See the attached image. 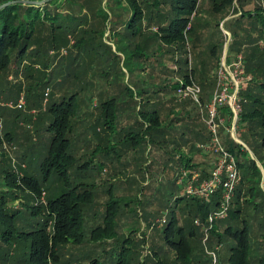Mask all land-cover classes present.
<instances>
[{
    "label": "rangeland",
    "instance_id": "1",
    "mask_svg": "<svg viewBox=\"0 0 264 264\" xmlns=\"http://www.w3.org/2000/svg\"><path fill=\"white\" fill-rule=\"evenodd\" d=\"M107 2L108 0H86L84 12L89 19L86 25L79 29L78 35L84 37L87 32L89 38L95 36L96 44L99 41L106 44L122 58L117 64L123 67L125 57L116 50L112 29L107 25L106 31L101 30L94 17L99 9H106ZM199 2V7L191 16L188 26L192 33L190 39L186 35L187 41L184 43L188 51L186 54L169 53L168 50L173 47L164 45L161 48L160 40L150 43L147 49L142 48V52L140 50L138 53L146 51L151 54L156 49L157 68L159 60L167 67L158 71L155 68L152 77L144 74L146 71L141 73V77L147 82L164 84L155 80L156 73L157 78H160L164 72L177 71L174 74L170 73L172 77H168L166 81L169 88L163 91V94L150 97V101L154 103L152 106H156L160 112V128H164L165 131L151 129L139 138L147 125L137 120L131 112L137 106L131 99L128 103L131 106L130 110L127 109V105L125 107L122 105L117 113L116 123L109 131L104 125H98L97 120L102 118L103 113L102 102L107 98L105 91L109 90L110 95L116 93L124 99L129 95L122 86H118L119 75L114 66L109 69V77L103 78L102 75L108 70L104 65L90 60L82 63L75 58L76 50L73 46L77 40L72 36L69 37L68 46L61 47L59 51L62 52L56 59L54 52L51 56L52 61L55 59L52 66L57 70L52 75L54 83L45 94L42 109L40 103H33L37 95L35 93L34 97L30 89L35 88V82L32 78L26 77L23 68L18 73L16 68L0 73V114L10 117L14 122L15 112L20 113V118L14 123L17 129V142L12 145L6 144L4 150L13 158L20 154L26 155L24 160L17 159L12 165L21 174L25 171L34 177L37 176L39 180L42 176L40 159L46 156L49 146V135L44 131L46 122L48 123L45 115L47 102L52 95L69 96L74 92L73 83L68 75L78 77V85L74 90H79L83 102L79 113L71 119L70 125L73 124L74 127L68 134L71 143L70 154L75 160L68 172L72 184L67 187L63 180L52 174L46 182L47 189L42 192L36 203L46 205L48 197H56L61 189L69 190L75 184H84L81 186L83 188L81 192L86 189L91 194L82 207L84 215L82 228L86 237L81 245L71 242L59 245L55 251L56 260H50L49 264H91L93 261L95 263L98 261L99 264H118L120 259L117 260L115 252L112 254L110 252L116 246L122 247V243L130 248L123 260L126 264H185L180 260L178 250L167 244L163 234L164 226L169 223L172 213L177 220L176 226L185 228L184 231L191 243L189 246L193 249L195 264H228L233 240L223 236L218 243L217 237L212 234L214 228L220 234L224 233L228 215L218 217L212 222L208 220L202 222L196 217L195 209L185 206V202L176 201L177 198L186 195L183 183L177 180L183 165L179 169L177 165L179 159L183 160L181 156L185 155L186 158H192L193 164L197 166L191 169L197 170L202 176L204 171L210 174L219 159V154L212 143L214 136L212 129H215L224 148L231 145L233 140L237 142L236 139L240 145L244 144L242 148L248 151L249 156L262 171L260 187L264 192V167L259 160L260 154L259 156L256 154L257 144L247 135V128L241 129L239 124L240 114L246 108V99L242 94L246 92L248 85L253 83L252 80L262 76L261 72L253 74L250 69L252 62L249 60V54L255 47L260 52L264 51V34L255 23V19L248 16L250 13L263 14L264 0L214 2L199 0ZM242 12H245V17H241ZM121 27L117 26L119 31ZM141 44H145L144 40ZM181 56L185 64L183 69L193 72L188 71L193 85L184 92L181 90L176 92L170 87L182 80L178 72L180 66L175 63ZM124 71L127 83L129 74L125 69ZM106 83H110L112 87L109 88ZM236 91V100L233 101ZM117 95L114 96L119 100ZM136 96L135 94L134 99L140 102ZM20 98L24 100V109L21 112L16 111L20 109L8 107L10 104H17ZM31 99L33 101H29ZM144 99L147 101L149 98ZM29 103L38 106L29 108ZM232 106L236 110L237 119H234ZM234 120L237 121L235 132L232 128ZM109 132L112 135L109 137L110 142L107 141ZM130 132L133 139L128 140ZM210 137L212 138L209 142L204 144L201 142ZM201 145H207L208 149L201 148ZM261 155L264 156V149ZM245 198L242 199V203ZM191 199L188 198L190 201ZM110 201H116L117 204ZM256 202L261 204V194ZM14 205L20 206V203L15 202ZM109 208L118 210L115 239L101 243L90 240V228L105 226L104 221L107 220ZM251 210L249 208L248 212H253ZM42 213L45 215V210ZM27 216L31 220L30 215ZM256 216L257 214L254 215ZM258 222L260 224L263 222L262 214L258 216ZM18 225V228L22 226ZM191 225L195 231L192 237L189 236ZM127 238L131 240L128 243L124 241ZM250 253L249 264H260V259L264 256V232L260 227L256 228L251 237ZM9 260L3 264H18L13 258Z\"/></svg>",
    "mask_w": 264,
    "mask_h": 264
},
{
    "label": "trees",
    "instance_id": "2",
    "mask_svg": "<svg viewBox=\"0 0 264 264\" xmlns=\"http://www.w3.org/2000/svg\"><path fill=\"white\" fill-rule=\"evenodd\" d=\"M11 1L18 0H0V6ZM85 3L86 0H52L43 5L17 3L0 9V73L8 72L13 68H16L18 73L23 68L26 77L32 78L35 82V88L30 89L34 97L35 93L37 95L33 103H40L42 109L45 94L54 83L52 75L57 70L52 65L57 55L62 52L59 51L61 47L68 46L69 37L72 36L77 40L73 46L76 50L75 58L82 63L90 60L104 65L108 70L102 75L103 78L109 77V69L114 66L119 75L118 86H122L129 95L127 99H124L116 93L110 95L109 90L105 91L107 98L102 102L103 113L102 118L97 120L98 125H104L109 131L116 123L117 113L122 105L123 107L127 105V109L130 110L131 106L128 103L131 99L137 105L131 112L137 120L147 125L139 138L151 129L165 131L164 128H160V112L156 106H152L154 103L150 101V97L163 94V91L169 88L166 81L168 77H172L170 73L174 74L177 71L164 72L160 78H157L156 73L155 80L162 81L164 84L147 82L143 80L141 73L146 71L147 73L144 74L152 77L153 71L157 68L155 60L158 52L154 49L151 54L146 51L138 53L142 48L147 49L150 43L160 40L161 48L164 45L173 47L168 50L169 53L186 54L188 52L184 45L187 41L186 35L190 39L189 36L192 33V29L188 30V26L191 16L199 7V0H108L106 9H99L94 17L101 30H105L107 25L112 29V36L116 40V50L125 57L123 67L117 64L118 61H122V58L106 44L100 41L96 44L95 36L89 38L87 32L84 37L78 35L79 29L86 25L89 19L84 12ZM241 17H245V12H242ZM248 17L255 19V23L264 34V13L253 15L250 13ZM117 26L122 29L119 28V31ZM142 40L145 44H141ZM53 52L55 59L52 61ZM249 55V60L252 62V66L249 67L253 74L261 72L262 76L252 80L253 83L248 85V89L242 94L246 99V108L240 114L239 124L241 129L247 128V135L251 136L253 142L257 144L256 154L257 156L260 154L259 160L264 167V156L261 155L264 149V51L260 52L255 47ZM175 63L180 66L178 72L182 80L176 82L170 89L184 92L193 85L189 74L192 71L183 69L185 64L182 56L179 60H175ZM160 68L167 67L159 60L157 71ZM124 69L129 74L127 83ZM68 77L73 83L74 92L69 96L52 95L47 102L45 115L48 123L46 122L44 131L49 135V146H47L46 156L40 159L41 180L37 176L34 177L22 171L18 162L22 174L12 165L17 159L24 160L26 155L20 154L13 158L4 150L6 144L12 145L17 142V129L14 123L20 118V113L15 112L14 122L10 120V117L0 114V264L9 262L10 258L15 259L18 264H49L50 260H56L55 251L59 245L69 242L81 245L85 240L86 235L82 228L84 226L82 207L88 195L91 194L86 189L81 192L83 189L81 186L84 184H75L69 190L63 188L56 197H48L46 205L37 204L42 192L47 189L46 182L52 174L63 180L67 187L72 184L68 172L75 160L70 154L71 143L68 134L74 127L73 124L70 125L71 119L79 113L83 99L80 97L79 90H74L78 85V77L70 76V74ZM106 86L112 87L110 83H106ZM135 94L136 98L141 100L140 102L134 99ZM114 95H117L119 100ZM145 97L149 99L145 101ZM34 106L38 105L29 103V108ZM16 111L21 112V110ZM30 120L32 121L31 117ZM129 134L128 140L133 139L132 132ZM111 136L110 134L108 138ZM211 138L203 139L201 142L207 143ZM134 139L138 140V138ZM107 141L110 142V138ZM242 147L234 140L231 145L225 147L237 161L240 181L235 190L224 233L220 234L216 228L212 231L218 243L223 236L233 240L230 245L228 264H249L251 237L256 228L260 227L264 232V192L260 187L263 174L249 156L248 151ZM181 157L184 161L178 160V169L181 165L197 168L192 158H186L185 155ZM203 173V177L209 176L205 171ZM259 194L262 196L261 204L256 202ZM218 197L219 194L209 202L192 199L190 201L186 196L179 197L176 201L185 202V206L195 209L196 217L205 222L209 215L218 209L220 199ZM244 198L245 206L242 203ZM15 202H19L20 206H15ZM110 202L117 204L116 201ZM249 208L253 212H248ZM116 209L107 210L104 227L90 228V240L101 243L115 239L118 211ZM43 210L46 212L45 215L42 213ZM27 214L30 215L31 220L28 219ZM256 214L257 216L254 217ZM261 214L263 222L260 224L258 216ZM176 221L172 213L169 223L163 229L165 240L172 248L178 250L180 260L185 264H195L193 249L189 246L191 243L184 231L185 228L176 226ZM18 224L22 226L18 228ZM189 228V236L192 237L195 233L194 226L191 225ZM124 241L128 243L131 240L127 238ZM122 244V247L116 246L110 252L111 254L115 252L117 260L120 259L118 264H126L123 260L128 255L129 247ZM97 262L93 261L91 264H99ZM260 264H264V256L260 259Z\"/></svg>",
    "mask_w": 264,
    "mask_h": 264
},
{
    "label": "built area",
    "instance_id": "3",
    "mask_svg": "<svg viewBox=\"0 0 264 264\" xmlns=\"http://www.w3.org/2000/svg\"><path fill=\"white\" fill-rule=\"evenodd\" d=\"M239 62L241 63V61ZM236 96L237 91L233 101L236 100ZM8 107L12 109H24L23 98H20L17 104H10ZM232 112L234 114V119H237V113L233 106ZM236 123L237 121L234 120L232 127L234 132L236 131ZM212 130L214 134L212 143L213 146H215L216 153L219 154V159L215 163L212 172L205 179L197 170L182 166L177 179L183 183V188L186 192L185 196L187 198L209 202L214 196L219 194V207L209 215L207 220L210 222L216 220L218 217L222 218L228 215L233 201L232 198L234 197L236 187L240 181V172L234 155L220 144L216 130ZM236 141L238 142L237 139ZM242 145L244 144L242 143ZM201 148L206 150L208 146L201 145ZM196 223L199 222L196 221Z\"/></svg>",
    "mask_w": 264,
    "mask_h": 264
},
{
    "label": "water",
    "instance_id": "4",
    "mask_svg": "<svg viewBox=\"0 0 264 264\" xmlns=\"http://www.w3.org/2000/svg\"><path fill=\"white\" fill-rule=\"evenodd\" d=\"M50 1L52 0H43V1H26V0H18V1H11V2H8L6 4H3L0 6V9L4 8V7H7L9 5H12V4H17V3H20V4H35V5H43V4H46V3H49ZM239 143V142H238Z\"/></svg>",
    "mask_w": 264,
    "mask_h": 264
}]
</instances>
